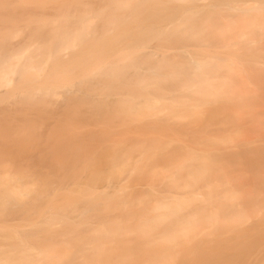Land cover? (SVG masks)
<instances>
[{"label":"bare ground","instance_id":"1","mask_svg":"<svg viewBox=\"0 0 264 264\" xmlns=\"http://www.w3.org/2000/svg\"><path fill=\"white\" fill-rule=\"evenodd\" d=\"M16 134L0 264H264V0H0Z\"/></svg>","mask_w":264,"mask_h":264},{"label":"rangeland","instance_id":"2","mask_svg":"<svg viewBox=\"0 0 264 264\" xmlns=\"http://www.w3.org/2000/svg\"><path fill=\"white\" fill-rule=\"evenodd\" d=\"M21 139V140H19V139ZM9 140H10V142L12 143V145H6L5 143H7V142H9ZM23 140V138L22 137H19V135H13V137H12V135H11V137L10 138H2L1 136H0V155H3L4 154V152H2V149H6L7 147H11L13 150H15V148L17 149V148H19V145H17V143L18 144H20V142ZM24 141H25V139H24ZM5 142V143H4ZM4 143V144H3ZM15 147V148H14ZM89 149H90V147L89 146H87ZM87 147H86V149H87ZM6 151H9L11 154H12V152H11V150H9V149H7Z\"/></svg>","mask_w":264,"mask_h":264}]
</instances>
